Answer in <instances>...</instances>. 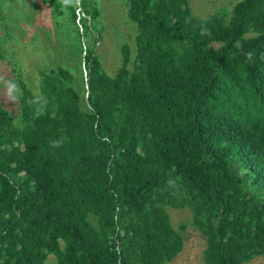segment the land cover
<instances>
[{"label":"trees","instance_id":"obj_1","mask_svg":"<svg viewBox=\"0 0 264 264\" xmlns=\"http://www.w3.org/2000/svg\"><path fill=\"white\" fill-rule=\"evenodd\" d=\"M126 4L135 48L114 76L98 26L84 17L80 29L69 6L83 93L58 66L41 76L42 116L18 80L23 124L0 106V264L171 263L184 240L168 207L192 212L205 264L264 256V0H240L228 19L196 18L188 0ZM81 7L98 20L91 0Z\"/></svg>","mask_w":264,"mask_h":264},{"label":"rangeland","instance_id":"obj_2","mask_svg":"<svg viewBox=\"0 0 264 264\" xmlns=\"http://www.w3.org/2000/svg\"><path fill=\"white\" fill-rule=\"evenodd\" d=\"M239 1L188 0L194 16L202 19L212 16H224L228 19L233 6ZM92 2L100 12L98 20H90L86 12L85 21L88 28H91L90 24L93 22L98 26L100 37L95 42L96 54L106 74L114 76L123 62L122 47L128 45L131 50L135 48L137 30L128 18L126 0H91ZM57 3L60 0H1L0 75L14 79L17 83L22 81L32 91H40L42 74L61 66L73 75V85L83 93L84 85L78 70L79 65L83 66L82 55L87 50L82 45L81 51L79 34L70 21L69 8L64 9L62 5L57 7L59 11H63V15L59 16L54 9ZM82 12L80 11L81 17ZM88 43L93 44L92 37H88ZM84 97L86 99V94ZM0 106L16 118L18 126L23 124L19 117V104L15 107L0 103ZM168 213L173 227L184 240L183 250L168 264H205L203 251L206 241L193 224L192 212L188 208L168 207ZM94 219L92 218V222L96 224ZM181 225L186 227L185 230L180 229ZM54 262L55 258L50 257V264ZM242 264H264V256H255Z\"/></svg>","mask_w":264,"mask_h":264},{"label":"clouds","instance_id":"obj_3","mask_svg":"<svg viewBox=\"0 0 264 264\" xmlns=\"http://www.w3.org/2000/svg\"><path fill=\"white\" fill-rule=\"evenodd\" d=\"M60 3L62 8L66 9L69 6H79L81 0H60ZM200 35L203 37L211 35V33L206 26H201ZM245 56L248 62L255 63L253 52H247ZM260 59L264 60V55H262ZM22 96L23 91L14 79L0 75V103L4 105L12 104L17 107ZM27 103L33 109L34 116L38 118L42 116L46 110L47 99L42 92L36 90L33 92L32 97L28 99ZM64 139L65 138L61 137L50 141V148L56 149L62 147ZM174 183L175 181H169L170 185Z\"/></svg>","mask_w":264,"mask_h":264},{"label":"built area","instance_id":"obj_4","mask_svg":"<svg viewBox=\"0 0 264 264\" xmlns=\"http://www.w3.org/2000/svg\"><path fill=\"white\" fill-rule=\"evenodd\" d=\"M80 11H82V7H81V4L78 6V8H77V19H76V21H77V24H78V26L80 27V29H82V19L84 18V17H86V16H84V13L82 12V17H81V14H80ZM96 48V47H95ZM84 53H85V51H84ZM83 56V55H82ZM83 67H84V73H85V77H86V72H85V64L83 63ZM86 82H87V77H86ZM86 88H87V86H86ZM86 97H87V92H86Z\"/></svg>","mask_w":264,"mask_h":264}]
</instances>
